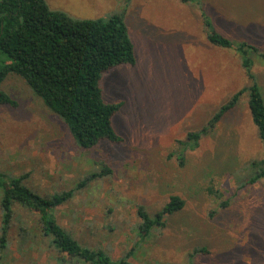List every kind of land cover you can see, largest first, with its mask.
I'll use <instances>...</instances> for the list:
<instances>
[{
  "label": "rangeland",
  "instance_id": "obj_1",
  "mask_svg": "<svg viewBox=\"0 0 264 264\" xmlns=\"http://www.w3.org/2000/svg\"><path fill=\"white\" fill-rule=\"evenodd\" d=\"M81 19L124 13L136 64L119 65L101 81L120 143L79 145L67 123L10 74L3 89L17 105L0 104V174L43 197L73 191L54 211L80 244L133 264H264V182L239 187L264 143L244 93L217 128L181 164L176 150L201 130L249 80L233 49L210 42L203 11L216 29L264 52V0H47ZM3 59L10 61L3 54ZM254 71L264 92V61ZM1 191V190H0ZM178 195L185 206L146 234L138 214L157 216ZM223 202L226 205H223ZM0 198L4 264H89L59 256L38 215L16 204L6 223ZM4 225H6L4 227ZM3 226V229H2ZM6 229V245L2 237ZM58 252H57V251Z\"/></svg>",
  "mask_w": 264,
  "mask_h": 264
},
{
  "label": "trees",
  "instance_id": "obj_2",
  "mask_svg": "<svg viewBox=\"0 0 264 264\" xmlns=\"http://www.w3.org/2000/svg\"><path fill=\"white\" fill-rule=\"evenodd\" d=\"M183 1L202 5L201 0ZM202 17L210 42L233 49L239 55L249 84L222 104L201 130L188 133L186 139L178 142L175 153L181 164L186 161V152L197 149L202 137L217 128L246 92L252 119L264 143V92L254 71L256 58L264 61V52L216 29L204 11ZM3 54L11 60H4ZM124 64H136L135 44L124 13L108 19H81L51 8L47 0H0V104L17 105L3 89V82L10 74L22 77L46 106L67 123L81 147L93 148L102 140L115 143L124 140L113 126V116L124 103L107 102L101 86L107 72ZM248 165L250 174L238 180L241 188L264 182V157L252 159ZM3 176L0 174V198L2 207L7 210L6 223L14 206L21 204L36 212L44 235L53 237L60 252L56 251L64 259H82L89 264H133L126 258L116 263L104 250L83 246L57 222L53 211L72 197V190L43 197L23 184L24 176L11 181ZM184 206L185 200L173 195L155 217L140 207L141 229L149 234L155 226L164 225L165 214L177 212ZM2 241L5 246L6 229ZM0 264L4 263L0 261Z\"/></svg>",
  "mask_w": 264,
  "mask_h": 264
}]
</instances>
